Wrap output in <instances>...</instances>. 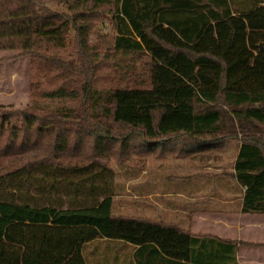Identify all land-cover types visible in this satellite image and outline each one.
<instances>
[{
  "label": "trees",
  "instance_id": "trees-1",
  "mask_svg": "<svg viewBox=\"0 0 264 264\" xmlns=\"http://www.w3.org/2000/svg\"><path fill=\"white\" fill-rule=\"evenodd\" d=\"M96 1L113 6L112 68L144 82L95 86L103 62L57 0H0V51L31 60L28 106L0 104V264H87L86 246L126 220L110 163L146 153L203 160L240 142L243 210L264 213V0ZM178 231L188 263L148 244L132 264H239L238 242Z\"/></svg>",
  "mask_w": 264,
  "mask_h": 264
},
{
  "label": "crops",
  "instance_id": "crops-1",
  "mask_svg": "<svg viewBox=\"0 0 264 264\" xmlns=\"http://www.w3.org/2000/svg\"><path fill=\"white\" fill-rule=\"evenodd\" d=\"M240 147L229 142L203 160L146 153L138 167L115 172L112 210L126 220L112 221L109 239L86 246L87 264H132V250L148 244L188 263L190 238L178 230L238 242L239 264H264V247L243 245H264V213L243 210L246 188L235 175Z\"/></svg>",
  "mask_w": 264,
  "mask_h": 264
},
{
  "label": "rangeland",
  "instance_id": "rangeland-1",
  "mask_svg": "<svg viewBox=\"0 0 264 264\" xmlns=\"http://www.w3.org/2000/svg\"><path fill=\"white\" fill-rule=\"evenodd\" d=\"M57 1L60 2V5L53 6V9L62 13L65 18H71L73 14L79 16L77 17V21L85 26L84 32H86V35L89 37V45L94 49L93 52H96L95 54L93 53L95 58H97L99 62H103L97 67L96 72H94L95 86L107 89L114 85L123 86L125 83L132 80L141 83L148 79L147 75H142L140 77L127 75V78L131 79L121 80L120 74L117 73L119 71L117 67H115L116 70L112 68L114 63L121 62V60L119 59V56L114 58L110 46V35H107L109 34L110 26L106 23L111 17V11L113 8L111 4L107 5L104 3H98L96 0L92 2L91 0L90 5L88 6L78 3V0ZM30 72V57L21 56L19 51H0L1 105L13 110H23L28 106ZM110 167H112L115 172L124 168L117 164L116 161H112ZM85 250L84 256L89 262ZM99 261L104 264L103 259H100Z\"/></svg>",
  "mask_w": 264,
  "mask_h": 264
}]
</instances>
